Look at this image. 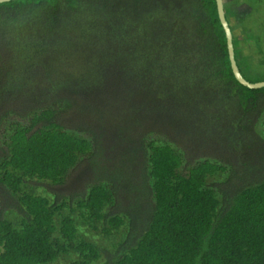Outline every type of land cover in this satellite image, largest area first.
Instances as JSON below:
<instances>
[{"label":"trees","instance_id":"obj_1","mask_svg":"<svg viewBox=\"0 0 264 264\" xmlns=\"http://www.w3.org/2000/svg\"><path fill=\"white\" fill-rule=\"evenodd\" d=\"M223 2L238 68L258 81L264 73V0ZM230 4L237 7L234 17ZM237 19L247 26L236 27ZM240 28L250 31L241 43ZM0 37V95L24 57L31 64L27 85L38 91L17 107L29 125L16 127L1 149L0 188L16 194L20 221L0 216V264H48L70 250L84 258L72 264H264V138L254 130L264 111V87L249 88L234 77L215 0H9L0 2ZM251 43L257 50L248 48ZM113 59L137 74L155 103L166 93L171 97L173 124L183 133H194L205 120L222 123L215 109L224 98L236 101L237 116L221 131L222 145L216 142L209 156L192 160L188 150L145 143L144 135L118 148L124 163L97 169L102 142L95 130L107 122L86 115L91 99L81 98L98 86ZM51 93L56 95L41 101ZM71 115L78 116L77 129L91 135L92 147L64 128ZM128 118L118 120L123 135ZM236 128L251 136L240 146L231 138ZM81 158L94 177L69 202L102 233L125 228L113 251L76 239L70 215L60 220V236L52 237L61 205L35 185L22 187L25 179L60 185ZM135 163L139 177L127 183L135 178ZM222 172V179L208 182Z\"/></svg>","mask_w":264,"mask_h":264},{"label":"rangeland","instance_id":"obj_2","mask_svg":"<svg viewBox=\"0 0 264 264\" xmlns=\"http://www.w3.org/2000/svg\"><path fill=\"white\" fill-rule=\"evenodd\" d=\"M260 7V6H259ZM262 8V7H261ZM261 8H258L259 10ZM234 4L229 5L230 15L236 14ZM234 17V16H233ZM236 27H245L247 22H238L234 20ZM241 29V28H240ZM239 30V29H238ZM249 35L250 31L241 29L237 32V40L239 43L243 42V39ZM0 44L3 45V39L0 37ZM252 51L257 50V46L251 43L248 47ZM6 49V48H5ZM4 49V50H5ZM3 55V54H2ZM1 55V56H2ZM256 60H258L256 58ZM30 60L24 57L23 62L18 68V73L13 76V80L8 82V85L2 90L0 95V154L1 149L5 148L8 142V136L16 128H24L29 125V117L23 115L20 112L19 107L24 103V100L28 96L36 95L38 92L35 86L27 85L29 73H30ZM103 73H101V79L98 86L90 90V93L82 95L81 100L86 99L87 96L91 99V109L86 115L92 117L105 116L106 120H102L103 127L96 128L95 132L101 140V154L97 157V169L112 170L113 167L119 163H124L121 158L119 147H125L130 139L144 138L145 143L149 140H155L156 143H167L173 146L177 152H182L184 149L193 153L194 157L192 160L203 159L212 153L217 146L222 142L221 131H227L229 124L233 122L237 116L235 109L236 101L224 98L223 102L219 104L217 115H221L220 119L222 123L213 124L209 122H203L201 125L194 130L189 128L191 132L183 133L181 129L177 128L173 123V114L177 111V107L172 103L170 96L163 95L157 103H155V96L149 89H145L142 86L144 83L141 81L135 72L129 74L126 67L120 66L119 62L113 59L111 63L103 66ZM258 80H264V73L261 74ZM54 93L50 95L43 94L42 102L54 97ZM167 95V96H166ZM39 97V95H37ZM45 97V98H44ZM80 103H87L86 101H79ZM157 104V105H156ZM135 115L138 116V121H135ZM128 116H134V118H128ZM128 122L127 127L130 128L123 135L119 130V121L123 119ZM78 116L71 115L63 119V126L68 133L85 140L91 147L93 145L92 137L89 133L77 129V122L79 124ZM224 121V122H223ZM132 126L134 128H132ZM162 129V130H161ZM164 129V130H163ZM169 130L171 136L169 138L167 132ZM255 133L264 138V111L261 113L255 124ZM148 131V134H147ZM197 133V134H196ZM121 134V135H120ZM120 137H117L119 136ZM244 129H234L233 136L231 138L238 141L240 146L247 137H249ZM251 138V136L249 137ZM221 141V142H220ZM223 143V142H222ZM221 143V145H222ZM118 146V147H117ZM216 146V147H215ZM228 151H232V147L227 144ZM214 149V150H213ZM182 150V151H181ZM83 161L78 163L67 171V174L62 180V184L53 186L47 182H39L37 180L25 179L22 183V187L34 186L33 189L46 196L50 202L57 199V204L61 205L54 214V222L56 230L53 232L52 237L60 236L59 225L60 220L63 216L70 215L74 219L76 227V239H84L95 242L99 247L113 251L116 245L124 237L125 228H121L110 234L102 233L101 225L96 224V228H93L87 221L86 215L83 214L82 208H79L76 203H70V195L78 193L83 190L87 184H90L91 177V164L87 162V159L81 158ZM122 159V160H121ZM120 165V164H119ZM132 174L130 180L136 181L139 177L140 166L138 163L130 169ZM19 173V172H17ZM225 176V172L216 173L212 176L208 182H215L222 179ZM16 194L12 193L7 187L0 188V216L13 220L16 222L20 221V215L15 207L16 205ZM110 204L107 206V208ZM84 258L75 250H70L66 253H60L55 261L48 264H72L74 262H83ZM86 261V260H85ZM99 260L87 261L84 264H98Z\"/></svg>","mask_w":264,"mask_h":264},{"label":"water","instance_id":"obj_3","mask_svg":"<svg viewBox=\"0 0 264 264\" xmlns=\"http://www.w3.org/2000/svg\"><path fill=\"white\" fill-rule=\"evenodd\" d=\"M5 1H9V0H0V2H5ZM215 4H216V10H217L219 21L224 30L229 64H230L234 77L237 79L239 83H241L242 85L246 87H249V88L264 87V80L249 81L243 76V74L239 70L238 65H237V60H236V53H235L234 42H233V34L231 31L229 21L225 14L224 2L223 0H215Z\"/></svg>","mask_w":264,"mask_h":264}]
</instances>
